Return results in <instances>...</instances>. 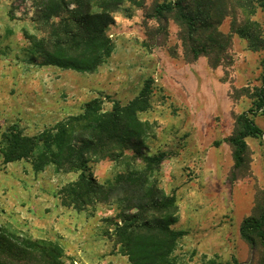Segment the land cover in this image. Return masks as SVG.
<instances>
[{"label":"rangeland","instance_id":"rangeland-1","mask_svg":"<svg viewBox=\"0 0 264 264\" xmlns=\"http://www.w3.org/2000/svg\"><path fill=\"white\" fill-rule=\"evenodd\" d=\"M101 1L107 0L94 3ZM226 1L228 14L217 28L228 37L225 53H212L209 59L188 53L172 14L154 17L153 8L164 0H121L106 31L112 55L94 73L83 74L30 63L35 55L29 37L43 36L33 20L35 9L29 1L0 0L1 132L15 124L24 135L35 136L81 114L94 99L103 102L105 111L112 102L126 104L147 80L152 82L151 107L140 119L152 125L146 142L150 153L169 155L153 178L165 194H175L178 218L184 222L175 227L186 232L173 254L177 264H229L233 258L248 262L250 250L241 261L233 251L227 258L217 253L208 258L184 247L205 233L207 240L217 241L228 226L233 238L238 223L233 195L264 189V139H247V170L239 171L235 182L230 179L231 148L224 142L233 132L235 117L251 107L254 89L264 77V50L249 51L232 28L249 19L264 38V14L257 7L248 16L234 0ZM254 120L261 126L264 115ZM1 142L0 133V146ZM91 169L97 181L105 183L124 172L125 163L104 160ZM77 175L56 172L52 165L34 173L30 161L4 165L0 156V224L59 242L68 264H128L105 236L102 222L116 214V206L77 212L60 205L59 190ZM203 251L207 254L209 249Z\"/></svg>","mask_w":264,"mask_h":264},{"label":"trees","instance_id":"trees-1","mask_svg":"<svg viewBox=\"0 0 264 264\" xmlns=\"http://www.w3.org/2000/svg\"><path fill=\"white\" fill-rule=\"evenodd\" d=\"M24 1L34 7L33 20L43 33L40 39L29 37L35 55L30 63L92 74L112 55L113 44L106 31L121 0L98 4L94 0ZM234 4L248 16L257 7L264 14V0H234ZM153 13L156 18L174 16L181 27L183 45L193 58L204 55L210 59L212 53L216 57L225 53L228 37L217 28L228 14L226 0H164ZM232 32L246 42L249 51L264 50L256 22L247 19L243 25L233 26ZM261 63L264 69V59ZM151 84L147 80L134 99L126 104L112 102L108 111L102 108L101 100L94 99L81 114L35 136L24 135L15 124L3 132L0 128V156L4 165L28 160L34 173L50 165L59 173H77L57 194L63 208L83 212L97 205L116 206V214L102 222L105 236L128 264H177L173 254L186 236L184 230L175 228L179 220L177 198L165 194L153 178L169 155L150 153L146 142L152 125L140 119L151 107ZM251 98V107L235 117L233 132L224 140L231 148L232 182L238 180L239 171L247 170V139H264L254 120L264 115V77ZM104 160L124 162L125 171L105 183L98 182L91 165ZM239 234L249 247L250 259L240 263L233 258L229 264H264V189L256 192L254 207L242 220ZM0 264L68 263L59 242L32 238L0 224Z\"/></svg>","mask_w":264,"mask_h":264},{"label":"crops","instance_id":"crops-1","mask_svg":"<svg viewBox=\"0 0 264 264\" xmlns=\"http://www.w3.org/2000/svg\"><path fill=\"white\" fill-rule=\"evenodd\" d=\"M258 125V124H257ZM259 126V125H258ZM263 132H264V120L263 125L259 126ZM254 197L255 194H234L232 197V203H233V214L238 219V223L236 226V232L235 235L232 238V233L230 230V226L223 228V231L221 233H224L223 235H220L217 238V241L215 239H209L207 240L208 236L206 233L201 235L200 238L197 239V241H191L186 242V251L188 252L191 249H196L198 252V255H205L209 258L210 255H220L223 258H227L229 253L231 251L236 252V256L241 258V261H245L249 254V247L247 244L239 239V228L242 220L245 218V216H248L253 208L254 203ZM243 216V217H240ZM184 222H182V218L179 216L178 223L176 224V228H180ZM184 229V227L182 228ZM217 235L216 233H214ZM212 234V235H214ZM204 249H209V252L207 254L204 253ZM204 253V254H203ZM232 253V252H231Z\"/></svg>","mask_w":264,"mask_h":264}]
</instances>
